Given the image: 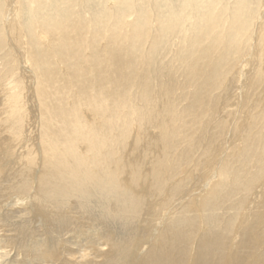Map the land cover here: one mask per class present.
Masks as SVG:
<instances>
[{"label": "bare ground", "instance_id": "bare-ground-1", "mask_svg": "<svg viewBox=\"0 0 264 264\" xmlns=\"http://www.w3.org/2000/svg\"><path fill=\"white\" fill-rule=\"evenodd\" d=\"M260 1L256 13H242V19L224 17L225 21L219 23L215 15L210 14L211 26L218 21L216 27H220V31L213 37V50L206 53L211 55L206 63L208 70H200L201 66L204 67V60L191 65L183 59L193 54L196 60L199 52L196 53L195 48L178 50L181 52L178 65L162 64V54L151 58L149 49L146 54L142 52L147 43L150 46L154 41L151 29L157 26V22L151 18L148 23L152 28L145 38L141 29L133 26L131 18L127 17L121 25L113 24L101 41L91 31L92 26L87 20L76 19L72 26H60L58 33L38 28L34 34L40 41L42 53H37V56L27 44L23 32L20 21L22 3L20 0H4L2 26L11 35V39L6 36L8 40L16 48H21L18 56L21 54L23 63L21 70L16 69L9 55L0 57V134L6 133L3 140L0 139V152L3 150L0 154V177L6 176L8 169H17L19 177L28 174L31 183L28 187L19 181L4 188L0 192V209L21 205L32 213L36 221L41 220L42 224L48 225L50 217L60 213L66 199L74 200L78 208L76 214L73 208L69 210L70 207H66L67 211L75 215L85 214L88 206L82 198L89 197L83 193L86 187L91 193L97 191L101 196L106 195L105 199L108 197L112 203L114 201L109 210L107 204L102 207L108 214L115 212L127 221L134 215H141L147 226L153 221L163 226L169 216L175 213L180 216L186 211L183 205L181 210H175L177 205L183 204L180 199L182 183L178 179L193 177L200 171L197 163L204 155L193 158L196 153L192 152L204 134L203 152L212 155L210 168L205 174L203 187L196 188L189 200L185 199V205L188 206L190 201L193 203L187 210L192 211L196 218L192 225L200 232L199 237L194 232L198 238L191 241V231L178 229V235L174 233V242L170 239L165 245L164 234L163 242L161 234H150L151 241L155 244L161 242L164 247L162 255L153 258L154 252L145 254L138 241L133 244L135 257L125 262L169 264L173 253L174 264H256L261 261L256 254L242 258L243 249L247 246L249 249L254 247L256 253L261 252L264 246V234L260 237V233H264V208L259 215L253 212L254 208L264 204V0ZM130 36L135 39L133 46L144 40L140 53L127 44ZM4 40L5 36L3 38L0 34V42ZM197 41L196 38L191 40L193 46H197ZM222 47L224 51L230 48L227 65L220 60ZM128 51L131 52V61L126 57ZM48 60L56 66L50 65ZM199 79L201 84L197 82ZM28 86H33L30 92L42 110V121L46 127L44 131L40 130L37 145L29 143V130L23 124L27 102L25 89ZM62 96L63 101L58 99ZM179 103H183L182 108H179ZM208 105V116L205 115L207 111L197 114ZM250 105L253 111L248 115ZM253 112L255 118H251ZM177 125L184 129L186 137L183 143L185 150L181 149L180 153L178 144H175L180 132ZM134 126L137 131L147 133L145 141L159 152L160 158L156 167L151 163L144 166L147 173L140 176L144 177L143 181L130 192L131 171L135 172L137 165L135 157L128 152L132 146L129 132ZM150 127L154 129L152 132L147 131ZM8 156L14 162L5 166L1 159ZM135 156L138 160L140 155ZM174 157L189 158L193 165L179 171ZM38 160L40 167L36 168ZM122 161L127 162V169L120 171ZM178 172L181 175L176 180L174 176ZM147 176L148 185L145 182ZM174 179V186L171 189L168 186L173 192L161 193L165 185L163 181L173 183ZM27 187L30 193H22ZM12 192L14 194L9 196ZM78 193H81L80 198H76ZM229 210L235 212L230 213ZM159 211L161 214H157ZM206 211L207 217L210 213L209 220L204 219ZM258 216L257 226L260 227L254 223ZM64 221L65 230L75 228L73 218ZM141 221H138L139 226L143 227ZM100 223L110 227L104 217L100 218ZM145 225L144 229L147 228ZM103 238L105 244L91 247L93 257L86 252L81 254L83 262L87 259L90 264H114L120 259L125 241L115 240L113 231L104 234ZM186 253L188 258L185 259ZM143 254L142 259L140 255ZM61 256L57 251L54 258L56 261L64 260L62 264H70L71 255H67L68 258L64 254Z\"/></svg>", "mask_w": 264, "mask_h": 264}, {"label": "rangeland", "instance_id": "rangeland-1", "mask_svg": "<svg viewBox=\"0 0 264 264\" xmlns=\"http://www.w3.org/2000/svg\"><path fill=\"white\" fill-rule=\"evenodd\" d=\"M259 1L260 0H46V1L44 0H20V2L22 3L21 6L23 7V8L20 7L22 8L20 21L23 26L22 27L23 32L26 35L25 36L26 42L32 48V50L34 51V54L37 55V53H40V52L42 53V50L40 49V41L36 38L34 34V32L38 28L46 32H51L50 30L52 29V32L58 33L59 31L58 27L60 26L62 27L72 26L73 25L72 21L74 22L76 21V19L77 20L82 19L83 21L87 20V22L90 23L89 25L92 26L91 31L96 33L101 41L103 38V35L106 34V31H108L109 28L113 24L116 23L118 25H121L122 22H124V20L127 17V18H131L132 20L131 22L133 23V26H136L138 30L141 29L140 30L142 31L141 34L143 38H145L146 34L148 33V30L152 28L149 26L150 24L148 23L149 18H151L152 21L155 20L157 22V26L151 29V31H153V34H154V41L152 45L150 44V46H148L149 43H147L146 45L147 48L145 47L144 50L142 51L144 40H142L139 44H136L133 46L132 42L135 43V39L130 36L129 39L127 38L129 41L127 44L129 46L134 47L138 51V53L142 51L143 53L146 54L149 49L151 52V58L157 57L158 55L162 54V64L165 62L164 65L166 64L178 65L177 64L178 55L180 56L181 52L184 51L185 48H189V47L190 49L195 48V52L196 53L199 52V55L197 56L196 60L193 54L190 55V58L184 57L183 59L186 60V63L188 64L191 63V65H195V61L198 62V61L204 60L205 68L201 66L200 70H208L206 69L207 68L206 63L210 59L211 55L206 54V53L209 50H213V48H211L215 44V39H213V37H215L216 33L220 31V27H216L217 22L219 21V23H222L223 21H225L224 17L226 18L228 17L237 18L238 17V19H240L242 17V13H252V12L256 13L257 6L261 2ZM4 6H5L4 0H0V30H1L0 34L3 38L4 36L6 38V41L4 40L0 42V46L2 47V48L0 47V57L2 58L4 56L9 55L8 57L10 59H13L16 69L21 70V63H23L22 62L23 59H22L21 54L18 56V53L21 50V48L17 44L16 45L18 47L16 48L15 45L12 44L8 40L7 37H10L11 39V35L2 26L3 25L2 13H5V10H3ZM8 11H10V9ZM210 14L215 15V19L216 18L218 19L215 26L214 24L211 26V23L208 20ZM185 19L186 20L189 19V20L186 21ZM87 27L83 26V28H87ZM202 28L203 30L201 31ZM153 34L151 33L150 36ZM193 38H196L198 40L197 46H193L191 42ZM151 39H152V36H151ZM177 40L179 41L181 48L178 46ZM232 46L235 47L234 45ZM230 48L227 51H224L222 47L220 51V60H221V63H223V65H227L228 53L230 51ZM180 49H181V52H179ZM126 57L128 58V61L132 60L130 51H128V53L126 54ZM141 59H145V56H141ZM138 60L140 59L138 58ZM236 60L237 58L235 59L234 62H236ZM48 62L50 65H54L49 60ZM54 66H56V64ZM14 82L16 84L19 83L16 81ZM197 82L198 84H201V79H199ZM30 91H33V86H28V89L27 88L25 89V93L27 94V98H26L27 102H26V119H24L23 124L29 130V134H30L29 143L37 145L38 134L41 129H42L41 131H44L46 127H45L44 121H42L44 119L42 116L43 115L42 110L41 108H38L35 97L32 94L33 92L31 93ZM58 99L63 101L64 96L59 97ZM182 100L183 99H180V101ZM65 103L66 105H68V100H66ZM179 106H180L179 108H182L183 103H179ZM250 107L251 108L248 112V115L251 114L250 111H253L252 105H250ZM209 108L210 107L208 105V108L198 110L197 114L207 111L205 115L208 116ZM253 114L251 118H255V113L253 112ZM131 123H133V121ZM183 124H186V123L183 122ZM176 129H179L180 132L176 136L175 142L177 143L175 144L176 145L178 144V152L179 151L181 152V149L182 151L185 150V147L183 146V143L186 141L185 131L183 128H179L178 125L176 126ZM153 130L154 129L150 127L149 130L147 131L152 132ZM131 131L129 133H131L130 138H131L132 146H131V151L128 150V152L132 157L133 156L135 157L134 158L136 160L135 162H137V165L135 167L136 168L135 172L131 171V175H132L131 176V186L132 187H131L130 192H133V187L140 186L141 181H143L144 177H140V176L142 175L143 172L144 174L147 173L146 167L148 166V164L151 163L152 166L156 167V165L159 162L160 155H159V152L154 151V149L150 147L151 144H148V142L145 141L147 137L146 136L147 133H143L139 129H138L139 131L138 132L135 126L133 129H131ZM200 131L198 132L200 133ZM207 131H208V128L206 127V132ZM5 135L6 133H1L0 139L3 140L2 137H4ZM197 135L198 133L195 135V137ZM203 140H205L204 134L201 135V140H199L200 142H199V145H197L198 146L197 149L195 148L194 152H192V153H196L193 156V158H197V156L199 157V156L204 155L198 160V163H197L200 167V171L193 177L187 176V177H182L181 179H178V177L181 175L180 172H178L174 176L176 180L177 179L179 180L178 182L182 183V186L180 189V199L183 202V204L181 203L180 205H177V203L179 202L177 201L174 204L175 206L177 205L175 207V210L176 211L181 210L180 207H182L183 205V208L186 210L185 213L182 212L180 216L178 213H175L169 216L170 219H168V221L164 223V220H163L161 222L162 224L164 223L163 226L161 224H154L155 221L151 222L150 226L149 225L147 226V221L145 219L143 220L141 215H139V217H137L138 215H134L132 220H129L130 223H128L129 221L119 218L117 213L112 212L108 214L105 210L102 209L103 205L107 204V206L109 205L108 206V210H109L110 204L112 203V201L108 200V197L105 199L106 195L101 196V194L96 193L97 191L95 192L93 191L91 193L90 189L86 187L84 188L85 192L83 193L88 195L91 198L94 196L92 199L89 197L85 198V196H83L82 198L84 202L86 203V205L88 206L87 207L88 211L86 210L85 214H82V215L80 214L75 215L76 213H78L77 212L78 208L76 209L77 203L76 202L73 203L74 200L66 199L67 201L65 200L63 208L60 209L59 207L60 213H57L56 215L51 216L50 217L51 222L48 225L42 224L41 220L36 221L33 218L32 213H30L28 209L24 206H21V205L17 207L13 206L11 208L6 207L5 209H0V264H62L64 260L56 261L57 259L54 258L55 252L57 251L60 254V256L64 254V257L66 258H68L67 255H71V257H69L70 264H90L89 260L87 259H85L84 262L82 261L81 254L86 252L88 255H90V257H93L91 247L92 246L99 247V245L102 246L103 244H105L104 238H103L104 234H108L111 231H113L115 235V240H118V241L122 240L125 242H129V244H125V242H123V244L125 245L123 255L114 264H124V263L126 264V262L130 260V258L133 259L135 257L134 253L136 251L134 247L138 243V241H139V245L141 246V248L144 247L143 249L145 250L144 251L145 254L146 253L152 254L154 252L153 258H156L157 255H160V254L162 255L161 249H163V252H164V247L162 248V246L160 245L161 242L160 244L159 243L155 244L154 241H151L152 238L148 236L150 234L151 236L156 233L161 234L162 242H163L162 234H164V239H165L164 244L168 245L170 239L172 240V242H174L175 240L174 236L178 235V232H177L178 229H181L182 231L189 230L192 232L191 241L192 240L194 241L195 238L197 239L199 237L198 234H200V232H197L198 230L196 229V227H193L192 225L193 221L196 220V218L193 216L192 211L187 210L188 206L193 205V203L192 201H190L191 204L189 203V205L187 206L185 205V201H186L185 199L189 200L190 196L194 193L196 188L203 187L204 180H205V174L208 173L209 168H210V161H211L212 155H208L207 153L203 152L204 146H205V144L202 142ZM145 142H147L148 145L147 144L144 145ZM2 153H3V150L2 152H0V154ZM135 155H137V157L140 155L138 157L139 158L138 160ZM173 159H176L179 171H181L184 168L191 167L193 165L192 160H190L189 158L174 157ZM1 161L3 165L7 166L8 163L12 161L14 162V159L8 156V158L2 157ZM254 161H252L251 163H254ZM203 162H204V165H203ZM36 165H37L36 168L40 167L39 160L37 161ZM41 168H44V167H41ZM122 168L127 169L126 161L121 162L120 171H123ZM161 170L160 172H162ZM17 171H18L17 169L16 170L8 169L6 172V176L4 175L3 178L0 177L1 178L0 179V189L2 187L0 192L4 191L3 189L6 187H10L12 183H16L19 181H22V184L25 182L27 186L30 187L31 180L29 181L30 177L28 176V174L25 176L22 175L19 177L20 173H18ZM132 172H134L135 176L132 174ZM175 179L173 183H170L168 181H166L165 183L163 181L165 185L162 191L164 190V192L162 191L160 192L165 193L167 190H170L175 184ZM145 182L148 185L149 183L148 176L146 177ZM168 186H171L170 189H168ZM28 187L26 189V192L23 191L22 193L24 194L30 193V190H28ZM13 194L14 192L9 193L8 195L11 196ZM80 196H81V193L80 195L78 193V196H76V198L78 197L80 198ZM137 197L138 195H136V198ZM69 200L70 202H68ZM103 202H106V203H103ZM66 207H70L69 210L73 208L72 210L75 212V214H73L72 212H69V210L67 211ZM258 207L254 208L253 212L259 215V212L263 211L264 204H261V206H258ZM64 209L66 210L65 213H64ZM207 212L208 211L204 212V215H203L205 220H209L210 218V213H209V217H207L208 216ZM229 212L234 213L235 211L229 210ZM157 214H161V212L159 211L157 212ZM110 215L112 217L114 216V218L110 217ZM159 216L160 215H158V217ZM69 217L74 219L76 223L74 224L75 228L71 230H65V227L63 228V222H65L64 220H66ZM101 217H104L107 220V222H109L110 224L109 228L103 225L102 223H100ZM140 217L143 221H141ZM86 218H88L89 221ZM256 218H257V221L255 222ZM256 218L254 219V223L257 226L259 225L258 218H260V216ZM134 221L136 222L134 223ZM138 221L139 222L141 221V223L143 224V227L142 225L139 226ZM144 225H145V228L149 227L150 229L149 228L144 229ZM257 227H260V226H257ZM140 228L144 230L142 231ZM155 229H157L158 231H156ZM194 232L195 233L197 232L198 237L196 236ZM263 234L264 233H260V237ZM263 242H264V239L262 240V243ZM262 245H264V243ZM131 246L133 248L130 249L129 247ZM247 248L248 246L246 247V249L245 248L243 249L242 258H244V256L247 257L248 255L255 256L256 254L257 259L259 256L261 257V258L259 257L261 261L258 260L256 264H264V246L261 249L262 253L260 252V250L256 253L254 247L252 248L253 250L251 248H250L251 250ZM187 249L189 251V247ZM50 251L52 252L50 253ZM126 251H127V254H126ZM129 252L130 254H128ZM140 256L143 259L144 254ZM172 256L175 257V254L173 253ZM173 257H172V260L169 262V264L170 263L174 264L176 262L175 259L173 260ZM186 258H188L187 253L185 255V259ZM91 259L92 258H90V260ZM153 262L155 263V259L153 260Z\"/></svg>", "mask_w": 264, "mask_h": 264}]
</instances>
